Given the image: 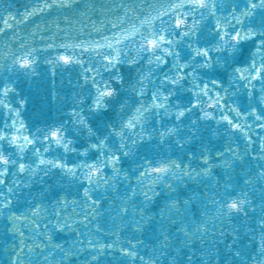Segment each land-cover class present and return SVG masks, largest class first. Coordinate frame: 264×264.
<instances>
[{
	"label": "snow or ice",
	"instance_id": "snow-or-ice-1",
	"mask_svg": "<svg viewBox=\"0 0 264 264\" xmlns=\"http://www.w3.org/2000/svg\"><path fill=\"white\" fill-rule=\"evenodd\" d=\"M22 7L14 13L10 0H0L4 264H235L221 258L219 245L225 242L231 251L237 228L254 221L262 227L258 246L264 256V34L245 24L264 10V0H28ZM74 26H90L98 39L58 43L56 34L67 39L66 29ZM242 39L255 43L230 65L227 82L203 75L209 61L223 63L214 53H235ZM42 53H52L44 59L50 77L67 73L66 97L82 104L83 93L94 92L97 108L116 90L106 75L123 83L118 70L132 66L135 102L124 125L142 141L145 135L152 139L144 127L150 123L161 142L175 139L179 148L198 135L199 147L172 152L168 144L167 152L128 172L122 152L131 148L123 129L113 127L115 140L92 144L90 153L72 146L62 125L44 133L29 127L14 81L39 75ZM70 67L79 68L75 83ZM178 92L187 93L186 103ZM241 93L253 103L237 102ZM69 111L77 115L75 106ZM185 118L190 126L182 132L183 123L176 122ZM85 120L81 111L76 122ZM45 141L68 155L42 148ZM34 182L42 187L34 190Z\"/></svg>",
	"mask_w": 264,
	"mask_h": 264
},
{
	"label": "clouds",
	"instance_id": "clouds-1",
	"mask_svg": "<svg viewBox=\"0 0 264 264\" xmlns=\"http://www.w3.org/2000/svg\"><path fill=\"white\" fill-rule=\"evenodd\" d=\"M246 26L251 28L253 32L264 34V10H257L255 15L250 16L249 19L245 22ZM250 43V48L247 52H250L252 46L255 43V40H243L241 45L237 47L235 53H229L227 51L221 53H214V55H219L223 63L219 61H209V67L203 68L201 71L203 75L207 78L219 79L227 82L228 76L230 75V65L237 58L244 57V45ZM0 55H6V52L0 50ZM19 55V53H17ZM44 56H41L40 61L36 64L35 72L39 75L32 76L28 75L26 77L21 76L16 79L14 82L17 88V95L23 97L26 101V104L21 107V112L23 113L29 127L33 129H39L40 133L47 131V128L52 126L62 125L64 129L67 130V137L72 139V146L76 147L78 150L87 148L89 152L92 153L93 149L91 148L92 144H101L105 138L115 140L111 129L113 127L117 129H123L125 136L129 137L128 146L131 148V152L128 155H123L122 152V165L123 169L128 172H132L133 168L138 165H142L146 159L153 158L157 153L167 152L168 144H171L172 152L176 151H190L193 148H198L200 139L197 135V139L188 143L185 141L183 148H179L175 139L166 140L161 142L159 139L158 132L152 131V126L150 123L145 124V131L150 133L152 139H149L147 135L144 136L141 141L137 138L136 133L133 130L128 129L124 123V117L127 111L131 108L132 104L135 102V94L130 88V84L134 80L135 69L132 66L127 64L121 65L118 73L123 75L124 82L120 83L117 80L111 79V75H106V79L109 80V86L114 87L116 90L112 93L111 96H107L101 102L99 108L93 106V100L95 93H89L87 90L83 93L86 97L82 104H76L75 99L71 96L66 97V93L70 90V86L65 83V80L61 73H57V76L50 77L49 75V66L44 63ZM11 60V57H9ZM69 71V69H68ZM61 72H64L62 69ZM3 73V69H0V74ZM48 77L49 84L46 91V99L53 106L54 110L51 115L42 114L38 111L39 118L36 122H33L29 116L30 108V97L27 94L26 89L31 87L35 90L37 84L41 82L42 79ZM60 76L59 82H57V77ZM63 81V82H62ZM23 85V87H22ZM51 92V96H49ZM242 94V93H241ZM178 97L184 98V102H187L185 96L187 93L178 92ZM232 99V97H229ZM242 106L246 103H253V101H246L242 103L239 95L235 98ZM75 106L77 108V115L74 117L69 108ZM81 111L86 117V120L82 123H77ZM191 116H198V113L193 112ZM177 127H180V123H183L184 127L181 128L182 132L188 130L189 121L187 118L183 122H176ZM91 126V130H89ZM159 129V126H157ZM34 135L39 138V133H34ZM131 140H135V145L131 144ZM208 136L205 133V142H207ZM40 146L42 148H50L51 153L59 156L61 154L68 155L63 151V147L58 145L54 141H45L41 142ZM104 144H101V147H104ZM195 146V147H193ZM213 147H217V141H213ZM111 147H118L116 144H112ZM122 151V150H121ZM73 155H80V152ZM99 160V157L97 158ZM56 177H48L47 182L51 183ZM40 183L34 182V190L41 188ZM27 194V193H25ZM257 197H259V190L256 192ZM256 211L253 215L256 217L257 221L261 218L260 210V200H256ZM251 219V218H250ZM254 229V230H248ZM262 227L258 222L252 223H243L240 227L237 228V235L235 238L236 247L231 251L225 246V242L220 243L219 247L222 251L219 253L221 258L225 261L232 262L235 261V264H252L253 261L264 262V256L259 255V241L261 239ZM256 245L255 251H253V246ZM242 251V255L233 256L232 252ZM250 254V256H249ZM0 264H4V257L0 256Z\"/></svg>",
	"mask_w": 264,
	"mask_h": 264
},
{
	"label": "water",
	"instance_id": "water-1",
	"mask_svg": "<svg viewBox=\"0 0 264 264\" xmlns=\"http://www.w3.org/2000/svg\"><path fill=\"white\" fill-rule=\"evenodd\" d=\"M10 2L15 5V8L12 9V11L15 13L17 9H19V11L22 12L23 11L22 5H26L28 3V0H10ZM104 2H107V0H104ZM92 19H96V17L93 16ZM84 23L86 24L87 21H84ZM61 27L66 28V26L64 24H62ZM66 31L69 32V36L67 39L61 33L56 34L58 43H61V44L69 43L73 39H76V40H88V39L96 40V39H98L96 33L94 31H92L90 26L88 28H81L80 26H74L72 29H66ZM47 35H51V33H47ZM101 35H109V32L108 31H102ZM49 42L51 43L52 41H49ZM249 48H250V43L244 45L245 54L247 53ZM77 51H79V50H77ZM42 55L44 56L45 59H47L50 57V55H52V53H48V54L42 53ZM241 58H243V56ZM69 71L72 73L73 83H75V74L79 71V68L78 67H76V68L70 67ZM49 75H50V70H49ZM62 76L65 80V83H67V79H68L67 73L62 74ZM59 79H60V76L57 77V82H59ZM48 84H49V79L46 76L44 79L41 80V82H39L37 84L35 90H33L31 87L26 89L27 94L30 97L31 111L29 112V116L33 122H36L39 118L38 111L41 112L42 114H47L50 116L54 110H58V108L54 109L53 106L46 99L45 94H46V91L48 88ZM22 87H23V85H22ZM239 98H240L241 102L243 103L245 100L244 94H240ZM185 99H187V96H185ZM219 146H220V142L217 141V147H219ZM193 147H195V146H193ZM156 205L159 206V201L156 202Z\"/></svg>",
	"mask_w": 264,
	"mask_h": 264
}]
</instances>
